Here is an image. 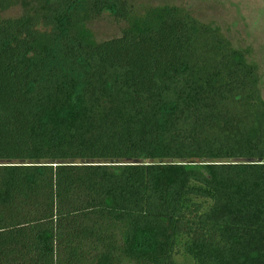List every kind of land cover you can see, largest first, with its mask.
Instances as JSON below:
<instances>
[{
	"label": "trees",
	"instance_id": "16d2710c",
	"mask_svg": "<svg viewBox=\"0 0 264 264\" xmlns=\"http://www.w3.org/2000/svg\"><path fill=\"white\" fill-rule=\"evenodd\" d=\"M260 86L183 5L0 0V264H264Z\"/></svg>",
	"mask_w": 264,
	"mask_h": 264
},
{
	"label": "rangeland",
	"instance_id": "374dc122",
	"mask_svg": "<svg viewBox=\"0 0 264 264\" xmlns=\"http://www.w3.org/2000/svg\"><path fill=\"white\" fill-rule=\"evenodd\" d=\"M132 3L138 8L146 5H183L200 20L220 28L233 46L247 50L248 61L257 65L264 98V0H132ZM20 11L19 7L13 8L6 15H16ZM124 25V22L114 20L109 12L89 23L97 41L119 36ZM176 258L191 264L184 255L177 254Z\"/></svg>",
	"mask_w": 264,
	"mask_h": 264
}]
</instances>
